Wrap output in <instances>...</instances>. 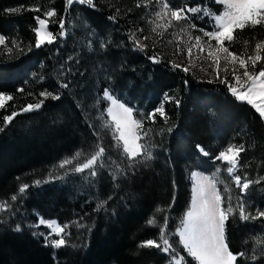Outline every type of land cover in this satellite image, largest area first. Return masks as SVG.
I'll return each mask as SVG.
<instances>
[{
  "label": "trees",
  "instance_id": "obj_1",
  "mask_svg": "<svg viewBox=\"0 0 264 264\" xmlns=\"http://www.w3.org/2000/svg\"><path fill=\"white\" fill-rule=\"evenodd\" d=\"M95 3V8L73 3L66 13L65 0H0V34L9 41H23L24 48V52L14 49L10 56L0 54V92L14 97L0 109V127H4L0 132V200H8L14 213H0V219L5 220L0 224V264H166L168 257L159 250L138 247L142 241L155 238L158 232L146 221L158 205L172 204L169 229L174 228L188 207L190 173L196 169L207 170V174L217 166L226 167L220 161L213 164L211 157H203L197 144L212 155L230 143L244 144L242 167L235 174H247L249 179L264 177V121L255 109L232 96L220 80L209 83L173 68L162 58L154 63L149 59L154 55L151 50L135 49L128 30L132 24L138 26L145 16L143 0H95ZM170 3L200 5L215 13L223 9L214 0H170ZM36 5L41 12L28 10ZM112 5L121 9L114 21L108 19L116 10ZM50 8H55L58 14L49 21V30L58 34V22L64 17L67 36H58L56 43L35 48L34 17L44 18L43 11ZM192 19L199 27L211 30L208 17L192 16ZM236 35L238 39L229 45L230 51L237 54L246 51L251 55L255 43L264 41V25L238 30ZM109 40L106 48L99 46L101 41ZM29 43L33 45L30 51ZM3 52L0 46V53ZM69 80L68 88L59 87L61 81ZM109 85L135 109L137 118L163 104L166 122L159 114L155 123L145 121V128L151 129L150 143L156 157L148 162L151 166L137 165L135 176L121 178L115 184L108 173L116 165L100 169L95 178L87 173H70L63 179L31 186L19 195L22 184L44 181L50 173L62 175L63 170L54 171L62 159L77 151L90 154L97 140L94 129L99 130L106 148V161L110 154L127 170V159L121 156L119 147H112L110 130L103 127L106 120L103 110L108 101L100 97ZM21 88L23 92L17 91ZM45 89L59 92L60 99L49 98L38 110L21 111L25 105L43 99L39 93ZM165 94L179 98V106L164 101ZM12 112L20 114L5 127L3 117ZM86 158L82 155L75 163ZM229 184L235 203L240 190L230 180ZM13 194H18L14 202L10 200ZM109 196L112 199L107 202V210L96 211L98 202ZM244 202L249 210L264 209V181L247 190ZM155 214L162 220L161 214ZM40 216L69 224L66 232L71 235L65 237L67 246L58 249L50 243L45 246L41 235H46L45 228L34 226ZM16 224L23 230L13 231ZM226 235L234 253L250 250L251 238L264 236V220L242 222L238 215L230 217ZM180 252L186 256L182 248ZM186 258L189 264H195L190 257ZM237 264H264V256L255 262Z\"/></svg>",
  "mask_w": 264,
  "mask_h": 264
},
{
  "label": "snow or ice",
  "instance_id": "obj_2",
  "mask_svg": "<svg viewBox=\"0 0 264 264\" xmlns=\"http://www.w3.org/2000/svg\"><path fill=\"white\" fill-rule=\"evenodd\" d=\"M156 2L160 7L148 13L147 23L151 25L150 31L147 34L137 35V33H144L143 27H137L134 31L130 30L129 39L132 41L134 48L144 51L150 46L146 42H151L153 48L161 42L168 45L174 44L173 55L186 54L189 66L183 67L181 63L175 61H169V63L173 68H182L185 73L190 71L193 53L196 50L195 59L200 60L203 56L205 60L209 61V66L213 68L216 79L227 86L231 95L239 101L249 104L264 119V64L261 63L264 61V55H262V52H264V41L255 43L251 55H248L246 51L237 54L235 51H230L229 48V45L238 39L236 35L238 30L243 32L245 28H256L264 25V0H214L215 3L223 6V10L220 13H215L200 5L188 6L187 4H180L174 6L170 3V0H156ZM73 3L88 5L93 8L97 6L95 0H65L66 13ZM151 3L152 0H143V6L146 9ZM136 6L141 7V3H137ZM112 7H115L116 10L108 19L114 21L121 9L115 5H112ZM28 10L42 11L39 5ZM6 11L15 12L18 9H7ZM128 11L131 10L129 9ZM197 13L200 14L197 16L198 19H203L206 16L212 21V30L200 28L198 31L201 35L193 36L192 32L197 30V25L192 21V16H196ZM57 14L55 8H50L43 11L44 18L40 16L34 17L38 25L33 29L36 37L35 48L52 45L56 43L58 36H67L64 17H61L58 22L60 28L58 34L49 30V21L51 18L56 17ZM182 21L186 23L182 24ZM165 34H168L166 41ZM212 41H215V44ZM109 43H111L110 40L107 43L101 41L99 46L106 48ZM247 43L245 41V44ZM22 44L23 41L17 42L15 39L9 41L8 37L0 34V46L4 49V52L0 54L10 56L14 49L17 52H24ZM89 44H91V41ZM32 46L29 43V51ZM161 57L162 52L150 56L149 59L154 63H158ZM221 60L225 62L223 69H221ZM258 64L261 65L259 71L256 70ZM71 71L72 69L69 68L68 72ZM222 72L223 76L221 75ZM229 73L231 74V79H229ZM208 82L212 83L213 81L209 80ZM70 83V80L61 81L59 87L66 89ZM185 84H187V81H185ZM17 91L23 92V89H17ZM29 95L32 94L29 93ZM39 96L43 99L38 103L25 105L21 111L31 112L38 110L43 106L44 101L49 98L52 100L60 99L59 92L47 89L41 91ZM13 99V95L0 92V109L5 108L6 102ZM100 99L109 102L108 106L103 110V115L106 117L103 127L110 130L112 147H119L121 156L127 159V170L121 164H117L110 154L107 155L106 161V148L100 139L99 130L94 129L93 135L97 137V140L95 148L91 150L90 154L77 151L72 156L62 159L54 169L57 172L63 170L62 175L52 176L50 173L49 177L44 181L37 179L32 182V185L22 184L18 188L19 195L26 193L31 186H40L42 183H48L52 179H63L64 176L70 173H87L88 177L95 178L100 169H104L106 166L111 168L112 165H116L115 169L108 173L115 184L121 178L127 179L129 175L135 176L138 171L137 165L151 166L148 162L153 161L156 157L152 150L153 145L150 143L151 137L149 133L151 129L145 128V121L155 123L156 116L159 114L166 122L168 117L163 104L146 116L141 114V118H137L134 115L135 109L123 101L122 97H118L111 85L103 89ZM163 99L166 102H174L177 107L180 104L179 98L171 97L168 94H165ZM97 103H99V100H97ZM19 114V112H12L10 115L4 116V126L11 124ZM89 127H92V125H89ZM2 131H4V127H0V132ZM196 148L203 157H211L213 164L216 161H220L226 167L222 169L217 166L207 172V174V170L192 171L190 173L192 181L190 203L180 217L179 222L170 230L169 213L172 204L166 207L158 205L154 209V214L146 221L149 226L158 228L156 237L142 241L138 247L159 250L168 257L166 264H189L186 257H190L195 264H237L238 261L255 262L264 256V236H253L251 238L253 247L250 250H241L234 253L229 247L226 225L230 217H236L237 215L242 222L264 220V209L256 207L249 210L244 202L247 190L253 184H260L264 181V177L249 179L247 174L243 176L235 174L238 168L242 167L240 158L241 153L246 151L244 144L230 143L225 148L218 150L215 155H212L210 151L199 144L196 145ZM82 155H86L87 158L83 162L75 163V161L80 160ZM229 180L231 184H234L240 190L235 203L233 202ZM116 187H119V185L116 184ZM18 194H13L10 200L12 202L16 201ZM111 199L112 197L109 196L107 200L98 202L95 210L104 209L106 211L107 202ZM174 201L175 197L173 196V204ZM0 213H12L14 215L12 204L8 200H0ZM155 213L161 214L162 220ZM113 214H115L114 210ZM3 223H5V220L0 219V224ZM39 225H44L50 230L47 235L41 233V235H44L45 246H48L49 243L57 249L67 246L68 241L65 237L71 235L70 232H66L69 224H60L56 220H45L41 217L35 226L38 227ZM80 226L83 227V225ZM22 230L20 224H16L13 229L15 232ZM33 235L36 234L33 233ZM53 235L57 239H51ZM173 237H178V239L173 240ZM180 248L183 249L186 256L181 254Z\"/></svg>",
  "mask_w": 264,
  "mask_h": 264
},
{
  "label": "rangeland",
  "instance_id": "obj_3",
  "mask_svg": "<svg viewBox=\"0 0 264 264\" xmlns=\"http://www.w3.org/2000/svg\"><path fill=\"white\" fill-rule=\"evenodd\" d=\"M155 2H152L151 4L148 5V8L146 9V14L143 18L140 19V24L137 26V25H134L132 24L130 27H129V30H128V34L130 33V30L131 31H134L137 27H143L144 28V33H137V35H143V34H147L149 31H150V28H151V25L147 23V19H148V13L150 11H154L156 9H158L160 7V5L156 2V0H154ZM223 10V9H222ZM220 13V12H219ZM200 14L197 13L196 17L199 16ZM193 21V19H192ZM194 22V21H193ZM212 22V21H211ZM182 24L183 23H186V22H181ZM38 26V25H37ZM200 28H203L205 30H209L207 28H204V27H199L197 25V30L193 31L192 32V35L195 36V35H201V33L198 31ZM212 30V29H211ZM210 31V30H209ZM169 32H171V30H169ZM168 38V34H165V41L167 40ZM206 39V38H204ZM146 43H149L150 46L147 48L149 50H151L153 52V54L155 55L156 53H161L162 52V59L167 61L169 63V61H175L177 63H181L183 67H188L189 66V61L187 60L186 58V54L185 55H180V56H177V55H173V51H174V48H175V45H168L164 42H161V43H158L155 48H153L151 46V42H146ZM213 44H215V41H212ZM183 47V46H182ZM195 56H196V50H194V53H193V59L191 61V67H190V71L188 73L192 74L193 76H196L198 78H202V79H205V80H215L216 79V75H215V72L213 70L212 67L209 66V61L205 60L203 58V56L201 57L200 60H196L195 59ZM262 64H264V61L261 62ZM170 64V63H169ZM225 65V62L223 60H221V69H223ZM258 68L256 69L257 71L260 70V66L261 65H257ZM201 68H203V70H201ZM182 69V68H180ZM221 75L223 76V72L221 73ZM229 79H231V74L229 73ZM109 103V102H108ZM22 109V108H21ZM264 121V119H263ZM196 170V169H195ZM193 170V171H195ZM191 189H192V181L190 179V199H191ZM189 203H190V200H189ZM189 203H188V206H189ZM40 217H38V220H39ZM44 218V217H43ZM45 220H56V219H52V218H44ZM38 220L37 222L34 224L37 225L38 224ZM57 221V220H56ZM58 222V221H57ZM59 223V222H58ZM39 226H42L45 228V232H46V235L48 234V232L50 231L46 226L44 225H39ZM38 226V227H39ZM42 230V229H41ZM44 231V230H42ZM51 239H57L56 236H52Z\"/></svg>",
  "mask_w": 264,
  "mask_h": 264
}]
</instances>
